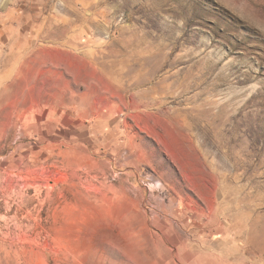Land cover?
<instances>
[{"label": "rangeland", "instance_id": "obj_1", "mask_svg": "<svg viewBox=\"0 0 264 264\" xmlns=\"http://www.w3.org/2000/svg\"><path fill=\"white\" fill-rule=\"evenodd\" d=\"M0 264H264V0H0Z\"/></svg>", "mask_w": 264, "mask_h": 264}]
</instances>
